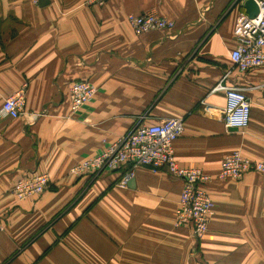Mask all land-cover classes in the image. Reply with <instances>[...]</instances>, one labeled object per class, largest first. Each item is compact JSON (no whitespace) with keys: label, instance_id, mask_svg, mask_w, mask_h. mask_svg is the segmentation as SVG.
I'll return each mask as SVG.
<instances>
[{"label":"crops","instance_id":"0c3cea01","mask_svg":"<svg viewBox=\"0 0 264 264\" xmlns=\"http://www.w3.org/2000/svg\"><path fill=\"white\" fill-rule=\"evenodd\" d=\"M244 1L0 0V109L27 85L25 113L0 114V264H264V173L218 177L234 151L264 163V67L241 73L230 59ZM146 12L174 28L136 34L128 15ZM75 80L97 88L78 111ZM219 82L250 98L246 127L226 126ZM168 118L184 119L179 164L212 175L202 240L176 225L183 181L165 169L137 167L127 186L128 163L70 172L137 123ZM35 173L49 175L46 191L17 198Z\"/></svg>","mask_w":264,"mask_h":264},{"label":"built area","instance_id":"2783aa9c","mask_svg":"<svg viewBox=\"0 0 264 264\" xmlns=\"http://www.w3.org/2000/svg\"><path fill=\"white\" fill-rule=\"evenodd\" d=\"M90 5H103L108 0H86ZM259 11L254 17L241 14L236 21L234 35L236 46L230 51V59L236 69L245 73L251 69L264 67V0H255ZM129 23L136 34L154 30L173 29L175 23L155 12L129 14ZM229 75V73H228ZM227 76V75H226ZM27 85L6 97L0 114L18 118L25 113ZM214 90H223L226 94V106L223 110L224 122L228 128L246 127L250 121L251 100L239 87L226 86L219 82ZM97 88L86 80H75L70 84L69 95L71 110L78 111L96 95ZM184 119L168 118L154 124L139 122L117 141L103 150L77 162L70 172L76 176L93 177L103 171L118 170L124 164H130L120 185L127 186L137 167H147L153 172L165 169L183 181L179 199L176 225L191 229L198 240H202L209 229L213 214V201L205 185L212 175L198 167H183L175 154V141L184 133ZM251 171L264 173V163L234 151L223 159L218 173L220 179H240ZM50 184L47 173H35L17 181L13 191L19 199L33 197L46 191ZM0 220V228H2Z\"/></svg>","mask_w":264,"mask_h":264},{"label":"water","instance_id":"95a60500","mask_svg":"<svg viewBox=\"0 0 264 264\" xmlns=\"http://www.w3.org/2000/svg\"><path fill=\"white\" fill-rule=\"evenodd\" d=\"M42 6L49 4V0H39ZM244 8L249 17H254L258 14L259 8L255 0H245Z\"/></svg>","mask_w":264,"mask_h":264}]
</instances>
